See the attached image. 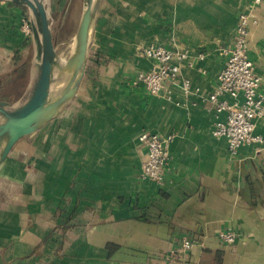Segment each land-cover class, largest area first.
Here are the masks:
<instances>
[{
    "label": "crops",
    "instance_id": "0c3cea01",
    "mask_svg": "<svg viewBox=\"0 0 264 264\" xmlns=\"http://www.w3.org/2000/svg\"><path fill=\"white\" fill-rule=\"evenodd\" d=\"M253 0H102L84 80L66 112L0 167V264H264V144L236 156L207 95ZM250 56L263 77L264 0ZM25 7L0 0V78L29 61ZM150 44L206 52L159 94L137 81ZM182 78L191 80L184 92ZM1 81V80H0ZM3 84V82H1ZM172 135L165 183L144 178L143 131ZM264 136V119L256 121ZM238 233L228 245L222 230ZM187 236L192 249L171 255ZM173 261H169V256Z\"/></svg>",
    "mask_w": 264,
    "mask_h": 264
},
{
    "label": "built area",
    "instance_id": "2783aa9c",
    "mask_svg": "<svg viewBox=\"0 0 264 264\" xmlns=\"http://www.w3.org/2000/svg\"><path fill=\"white\" fill-rule=\"evenodd\" d=\"M262 0H253L252 9L239 14L234 42L225 47L226 63L218 75L215 90L207 95L216 121L213 134L228 139L229 150L236 156L244 144H264V136L256 132V121L264 119L263 77L258 73L250 56L251 25L257 22L255 7ZM21 28L28 37L32 36V27L28 16H21ZM146 57L153 58L156 65L139 73L137 81L153 95L164 91L169 83L176 82L181 76V64L193 66L198 59H203L206 52L194 53L189 48H169L163 45L150 44L142 49ZM191 80L182 78L184 92L191 89ZM172 135L163 136L152 131H143L140 142L146 147V158L141 164V174L158 185L165 183V166L170 156L169 145ZM229 246L238 239L235 230H222L219 233ZM195 241L183 236L178 245L171 250V255L186 252L193 248ZM169 261H173V256Z\"/></svg>",
    "mask_w": 264,
    "mask_h": 264
},
{
    "label": "water",
    "instance_id": "95a60500",
    "mask_svg": "<svg viewBox=\"0 0 264 264\" xmlns=\"http://www.w3.org/2000/svg\"><path fill=\"white\" fill-rule=\"evenodd\" d=\"M26 8L32 27L29 79L15 100L0 98V167L17 142L59 118L84 80L102 0H83L73 36L56 43L53 0H3Z\"/></svg>",
    "mask_w": 264,
    "mask_h": 264
},
{
    "label": "rangeland",
    "instance_id": "374dc122",
    "mask_svg": "<svg viewBox=\"0 0 264 264\" xmlns=\"http://www.w3.org/2000/svg\"><path fill=\"white\" fill-rule=\"evenodd\" d=\"M83 0H53L54 8V36L55 42L61 43L69 40L75 33L82 10ZM32 59V51L29 55V67ZM29 79L26 73L17 83H7L3 94L6 99L15 100L24 91Z\"/></svg>",
    "mask_w": 264,
    "mask_h": 264
},
{
    "label": "trees",
    "instance_id": "16d2710c",
    "mask_svg": "<svg viewBox=\"0 0 264 264\" xmlns=\"http://www.w3.org/2000/svg\"><path fill=\"white\" fill-rule=\"evenodd\" d=\"M29 68V61H27L26 63H20V65L17 66L16 70L12 74L4 77V79L0 78V98H6L5 94H3L6 84L17 83V80L22 79L26 73H29ZM1 82H3V84H1Z\"/></svg>",
    "mask_w": 264,
    "mask_h": 264
}]
</instances>
